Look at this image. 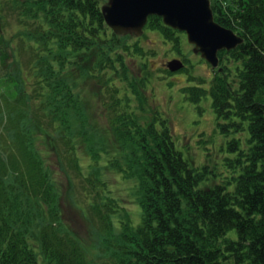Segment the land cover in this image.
<instances>
[{"label": "trees", "instance_id": "16d2710c", "mask_svg": "<svg viewBox=\"0 0 264 264\" xmlns=\"http://www.w3.org/2000/svg\"><path fill=\"white\" fill-rule=\"evenodd\" d=\"M106 2L1 0L0 264H106L88 259L64 220V178L72 206L94 214L109 264H264V0H211L216 22L244 43L219 53L223 71L209 86L184 69L196 85L183 91L195 102L210 95L230 138L229 173L220 179L185 158L167 118L144 122L133 109L147 100L143 84L156 53L108 27ZM146 29L183 56L184 33L157 16ZM88 79L97 81L109 128L137 168V227L123 220L128 209L104 174L91 160L89 170L81 165L80 148L97 150L79 91ZM80 183L85 202L77 199ZM233 230L237 237H228Z\"/></svg>", "mask_w": 264, "mask_h": 264}, {"label": "rangeland", "instance_id": "374dc122", "mask_svg": "<svg viewBox=\"0 0 264 264\" xmlns=\"http://www.w3.org/2000/svg\"><path fill=\"white\" fill-rule=\"evenodd\" d=\"M11 33V30H7L6 37H10ZM134 39L138 40L140 45L147 50L153 49L156 55H153L154 57L150 60L153 69L150 68V75L145 78L143 84L147 100L143 103L137 102V109L133 103V109L138 115L142 116L144 122L152 121L154 115L155 117L167 118L172 126L177 148L184 154L186 159L198 168L212 167L214 172L220 175L218 179L227 176L229 169L225 162L227 155L225 149L230 138L222 134L218 127L211 96L207 95L201 101L195 102L191 100V94L183 91L184 88L195 87L196 85L194 81L187 79L189 73L186 75L183 69L169 76L161 71L165 68L163 64L168 61L174 58H187L188 62L185 61L190 75L203 77L207 86H209L215 74L212 67L194 53L193 46L189 44L185 35L182 37L183 56L172 52L169 48L170 43L158 31L145 29L142 37ZM137 70L138 68L135 65L133 71L136 72ZM96 82L91 79L82 81V86L79 89L83 93L82 100L87 116L96 130L91 132L90 135L95 136L94 139L97 141L94 142L97 148L95 152L88 150L87 155L85 148L79 149L81 165L87 171L91 160L92 169L99 172L100 175L104 174V177L109 180L114 196L117 199H123L121 203L128 209V215L124 213V216H122L123 220L127 219L132 226L137 227L142 212L136 192L138 185L137 168L129 163L115 132L109 128L108 115L102 106V96L101 93H98L99 86ZM48 160L52 163L57 162L56 156L51 154ZM99 178L102 179L101 176ZM64 182L66 184L60 206L65 222L89 248L88 259L99 260L101 263L106 262V264H109L110 261L112 263L113 260L108 256L109 254H105L99 249L100 237L94 214L92 213L89 216L85 209L83 213L74 204L72 206L71 199L74 197L71 196V192L68 190L65 178ZM82 184L84 183L77 185V199L85 202L87 196L83 191L84 185L82 186ZM116 231H120L117 223ZM228 237L236 238L237 232L235 230L231 231ZM97 256H101V258L98 259Z\"/></svg>", "mask_w": 264, "mask_h": 264}, {"label": "water", "instance_id": "95a60500", "mask_svg": "<svg viewBox=\"0 0 264 264\" xmlns=\"http://www.w3.org/2000/svg\"><path fill=\"white\" fill-rule=\"evenodd\" d=\"M102 13L108 27L120 37H141L151 16L162 18L167 27L186 34L194 53L207 61L213 71H223L220 52L233 51L244 43L233 30L216 22L211 0H108ZM184 66L180 59L166 64L173 73Z\"/></svg>", "mask_w": 264, "mask_h": 264}]
</instances>
